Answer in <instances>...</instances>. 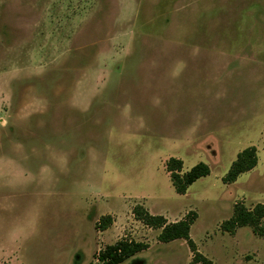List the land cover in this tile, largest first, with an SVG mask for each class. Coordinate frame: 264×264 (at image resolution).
Masks as SVG:
<instances>
[{"label": "rangeland", "instance_id": "rangeland-1", "mask_svg": "<svg viewBox=\"0 0 264 264\" xmlns=\"http://www.w3.org/2000/svg\"><path fill=\"white\" fill-rule=\"evenodd\" d=\"M172 158L211 174L180 195ZM138 204L196 213L210 264H264V217L223 228L264 205V0H0V264H101L121 239L150 245L122 264H203Z\"/></svg>", "mask_w": 264, "mask_h": 264}, {"label": "trees", "instance_id": "trees-1", "mask_svg": "<svg viewBox=\"0 0 264 264\" xmlns=\"http://www.w3.org/2000/svg\"><path fill=\"white\" fill-rule=\"evenodd\" d=\"M258 164L257 150L255 147L247 148L241 152L237 160L232 164L225 181L227 183L235 182L240 175L252 171ZM170 174L172 184L176 192L185 195L188 189L202 178L211 174L208 165L200 163L188 172H183L184 163L180 159L172 158L166 167ZM132 214L137 221L145 226L160 230L159 241L170 243L176 240H185L193 253V262L210 264V261L200 254L195 243L191 239V228L197 218V214L190 212L184 219L175 223H168L163 216H154L142 205H136ZM264 217V205L259 204L254 211L246 210L244 207H236L234 216L230 221L224 223L223 228L232 231L236 227L252 226L258 229L262 218ZM113 224L111 216L102 217L98 224L101 231L107 230ZM149 244L143 242L120 240L113 245L107 246L99 252L97 259L102 264H122L137 254L148 250ZM10 264V263H4Z\"/></svg>", "mask_w": 264, "mask_h": 264}, {"label": "crops", "instance_id": "crops-1", "mask_svg": "<svg viewBox=\"0 0 264 264\" xmlns=\"http://www.w3.org/2000/svg\"><path fill=\"white\" fill-rule=\"evenodd\" d=\"M24 176L25 177H28V176H31V174H26L25 175V173H24ZM138 205H141V204H138ZM136 206V205H135ZM134 206V207H135ZM142 206H144L149 212H151V209H150V207H148L146 204H144V205H142ZM133 207V208H134ZM128 210H129V208H128ZM151 214V213H150ZM153 215V214H152ZM106 216H111L112 217V219H113V224L107 229V230H105V231H101L100 229H99V231L100 232H102L103 234H105V233H109V232H111V229H113L114 228V226H115V224H116V221L114 220V216H115V214L114 213H112V214H109V215H105V216H102V217H106ZM154 216H158V215H154ZM164 217V216H163ZM135 218V217H134ZM136 220V219H135ZM168 221V220H167ZM136 222H140V221H137L136 220ZM176 222H178V221H176ZM141 223V222H140ZM168 223H171V222H168ZM175 223V222H174ZM143 224V223H142ZM161 232V231H160ZM112 233V232H111ZM121 240H123V239H121ZM125 240H127V239H125ZM120 241V240H119ZM129 241H134V240H129ZM118 242V241H117ZM136 242H138V241H136ZM116 243V242H115ZM114 243V244H115ZM144 243V242H143ZM148 244V243H147ZM149 247H150V245H149ZM149 249V248H148ZM98 255H99V253L97 254V257H98ZM97 259V258H96ZM98 260V259H97ZM99 261V260H98ZM100 262V261H99ZM101 263V262H100ZM102 264V263H101Z\"/></svg>", "mask_w": 264, "mask_h": 264}]
</instances>
